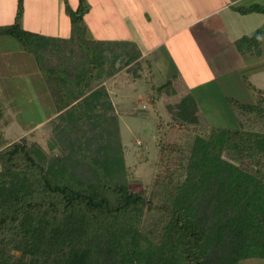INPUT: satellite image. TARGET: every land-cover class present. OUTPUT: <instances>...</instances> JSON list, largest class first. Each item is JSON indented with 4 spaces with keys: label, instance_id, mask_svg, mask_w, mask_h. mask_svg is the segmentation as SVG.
I'll return each instance as SVG.
<instances>
[{
    "label": "trees",
    "instance_id": "1",
    "mask_svg": "<svg viewBox=\"0 0 264 264\" xmlns=\"http://www.w3.org/2000/svg\"><path fill=\"white\" fill-rule=\"evenodd\" d=\"M64 1L69 38L23 28L24 0L0 24V35L34 56L59 111L44 125L48 147L28 135L8 141L0 96V264L264 262V130L256 127L264 89L252 86L253 103L227 96L231 125L213 126L177 73L151 82L148 101L163 100L170 118L157 123L154 178L133 189L120 114L106 85L95 84L142 53L130 41L90 39L83 17L91 4ZM262 35L236 45L260 54Z\"/></svg>",
    "mask_w": 264,
    "mask_h": 264
},
{
    "label": "rangeland",
    "instance_id": "2",
    "mask_svg": "<svg viewBox=\"0 0 264 264\" xmlns=\"http://www.w3.org/2000/svg\"><path fill=\"white\" fill-rule=\"evenodd\" d=\"M62 1L64 0H61V5ZM68 1L71 7H74L72 5L73 0ZM105 3H108V1ZM43 4L41 0H38L35 4L28 0L24 4V12H31L32 10L35 20H38L37 15H53V11L50 10L49 12L48 9L39 11ZM63 4L65 5V3ZM62 13L58 14L56 25L57 23L60 25L64 24L66 29H68L65 33L67 32V35L71 36L75 29L72 23L73 19L67 15L65 9ZM89 13L88 11L83 17L85 24V17L89 18L91 16ZM110 15H107V17L110 18ZM249 16L250 18L240 16L242 23L243 19L244 21L247 19L244 22V26L249 23L244 31L249 32L248 34L259 29L264 31V24L262 25L264 12L252 13ZM136 21L139 24H146L143 31H151V33L148 32L147 34L157 33L158 28L148 26L149 20L143 22L139 19ZM32 25L30 30L35 32V28ZM101 28L97 25V29L95 28L94 31L90 32L98 34ZM140 30H142L141 27ZM121 33L122 31L120 30V35ZM173 40L174 43H171L173 47L169 48L171 52L169 54H173L174 57L177 56L178 59L169 60L167 57L161 59L163 50L159 49L157 51V55L160 57L159 63H156L153 58L150 59L149 63L148 60H138L124 66L118 73L105 77L104 83L110 89L111 94H113L116 112L120 114L122 141L126 146V161L135 176V180H132L131 184L133 189H139L149 184L154 178L156 172L155 161L158 156L155 141L158 137V134L156 135L157 123L161 117L170 118L163 100H160V103H156L157 106L153 105L154 102L148 101L149 82L162 85L169 77L174 75L176 72L175 67L183 70L181 73L185 82H191V78L200 77L201 86L195 92L198 95L200 106L205 112L209 125L213 126L218 124L220 126L231 125L229 124L231 122V116H229L231 109L226 100L227 96L243 102L253 103L258 101V89L252 86L256 85L259 89H264V70L246 75L244 82L238 79L237 73L233 69L230 73L214 78L215 80L213 81H211V78L206 79L210 70L207 66V61L200 59L202 54L196 47V43H193L191 38L186 35L178 36ZM17 48L18 53L20 50V54H23L21 51L23 46L14 37L0 35V96L5 106L7 119L5 136L8 141H14L24 135H28L32 140L40 141L47 146L51 136V129H46L44 125L51 119H47L50 117L49 113L52 112L51 103L42 94L35 93L32 90L34 68H30L29 70L31 71H26L23 67H20L22 64L20 54L14 51ZM167 56L169 57V55ZM231 61L233 62V60ZM216 62L212 61L214 64ZM194 72L196 73L194 74ZM29 75H31V80L28 77ZM205 79L207 81H204ZM136 81H138V85H131ZM256 127L264 130V125L262 124H257ZM245 264H262V262L261 260H251L245 262Z\"/></svg>",
    "mask_w": 264,
    "mask_h": 264
},
{
    "label": "crops",
    "instance_id": "3",
    "mask_svg": "<svg viewBox=\"0 0 264 264\" xmlns=\"http://www.w3.org/2000/svg\"><path fill=\"white\" fill-rule=\"evenodd\" d=\"M37 1L31 0L34 4ZM41 1L44 4L39 11L48 9L49 12L50 10L53 11V15H37L38 20H35L32 10L31 12L25 11L22 16L23 28L30 30V26L33 24L35 32L42 35L69 38L70 35H67V32L65 33L68 29H66L64 24L60 25L57 23L56 25L58 14L60 15V13L64 12V1H62V5L60 4L61 0ZM107 1L108 3H105ZM27 2L28 0H24V4ZM78 2L79 0H73L72 5L76 7ZM88 2L91 4L89 10L91 16L89 18L85 17L87 37L100 41H130L142 53L139 60H150L153 58L156 63H159L160 57L157 55L159 49L163 50L161 59L163 57H167L169 60L178 59L177 56L174 57L173 54H169V48L173 47L171 43H174V38L186 35L191 38L193 43H196V47L202 54L200 59L207 61L210 71L206 79L211 78V81H213L215 80L214 78L230 73L233 69L237 73L238 79L244 82L246 75L264 70V31L261 37L262 52L260 54L243 53L236 45L238 39L249 33L244 31L245 27L249 25L247 23L244 26V22L247 19L245 21L243 19L242 23L240 16L250 18L249 15H252V13H261L251 9L247 10V12H241L238 7L264 5V0H88ZM17 4L18 0H0V24H6L14 20ZM107 15H110V18ZM139 19L143 22L149 20L148 26L158 28L157 33L147 34L148 32L151 33V31H143L146 24H139L136 21ZM263 24L264 21L262 22ZM97 25L100 28L103 26L100 29V33H91L90 31L97 29ZM140 27L142 30H140ZM120 30L122 31L121 35ZM14 51L20 54V50L18 53V48ZM21 51L23 54H20L22 62L20 67H23L26 71H31L29 69L34 68L32 90L35 93L42 94L51 103L52 112L49 113L50 117L47 119L53 118L59 111L53 104L49 88L39 71L34 56L25 51L24 48H21ZM213 60L217 61L218 64L217 62L216 64L212 63ZM175 69V73L184 81L181 73L183 70L179 67H175ZM28 77L31 80V75ZM199 78H191V82L184 81L187 90H198L201 86V79ZM206 79L204 81H207ZM104 81L105 79L95 84V88L105 84ZM131 85H138V81ZM106 87L111 93L107 85ZM255 87L258 86L255 85ZM111 95L114 103L113 94ZM258 98H260L259 95ZM262 264L264 263L262 262Z\"/></svg>",
    "mask_w": 264,
    "mask_h": 264
}]
</instances>
